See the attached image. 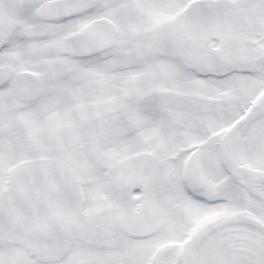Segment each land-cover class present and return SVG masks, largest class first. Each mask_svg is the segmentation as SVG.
Masks as SVG:
<instances>
[{"label": "snow or ice", "instance_id": "snow-or-ice-1", "mask_svg": "<svg viewBox=\"0 0 264 264\" xmlns=\"http://www.w3.org/2000/svg\"><path fill=\"white\" fill-rule=\"evenodd\" d=\"M0 264H264V0H0Z\"/></svg>", "mask_w": 264, "mask_h": 264}]
</instances>
